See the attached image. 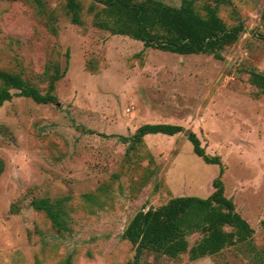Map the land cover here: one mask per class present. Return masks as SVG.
Masks as SVG:
<instances>
[{
	"label": "rangeland",
	"instance_id": "374dc122",
	"mask_svg": "<svg viewBox=\"0 0 264 264\" xmlns=\"http://www.w3.org/2000/svg\"><path fill=\"white\" fill-rule=\"evenodd\" d=\"M78 1L81 25L67 0H43V13L33 0H0V70L45 92L52 65L67 69L58 103L16 96L0 106V264H125L135 248L121 236L139 210L209 196L220 167L187 134H149L127 152L117 136L145 123L180 124L220 155L225 193L255 233L250 244L197 260L146 251L142 264H264V95L249 80L251 70L264 72V0L219 5L228 25L245 24L223 59L112 34L93 25L97 0ZM207 3L215 0H197L198 10ZM44 196L69 198L67 230L34 209ZM201 236L189 235L190 245Z\"/></svg>",
	"mask_w": 264,
	"mask_h": 264
},
{
	"label": "trees",
	"instance_id": "16d2710c",
	"mask_svg": "<svg viewBox=\"0 0 264 264\" xmlns=\"http://www.w3.org/2000/svg\"><path fill=\"white\" fill-rule=\"evenodd\" d=\"M33 1L43 13V0ZM225 3V0H215L214 5L207 3L202 13L197 8V0H182L179 6L161 0H97L88 11L94 17V26L112 34L128 35L142 41L145 47L182 55L210 54L223 59L225 49L237 42L245 30L242 20L228 25L220 16L219 5ZM67 12L74 24L83 23L82 5L78 0H67ZM66 71H62L59 64L52 65L44 92L20 73L0 70V106L16 96L29 97L42 104L58 103L55 89ZM249 80L264 95V72L251 70ZM157 133L187 134L194 152L206 163L218 165L219 174L213 180L214 191L207 197L173 196L162 205L139 210L121 236L135 248L134 258L125 264H142L146 251L170 258H179L187 253L191 260H197L219 254L239 243L250 244L255 230L237 210L233 198L225 193L222 158L210 155L195 131H188L180 124L145 123L133 135L117 137L129 144V153L143 142L146 135ZM68 199L53 200L44 196L33 199L32 206L44 212L53 227L62 232L69 225L65 210ZM262 224L264 228V221ZM197 232L202 235L201 238L190 245L189 235Z\"/></svg>",
	"mask_w": 264,
	"mask_h": 264
}]
</instances>
